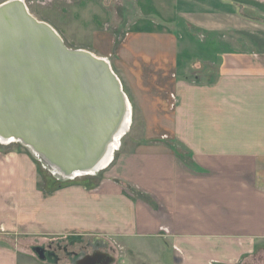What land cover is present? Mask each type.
Segmentation results:
<instances>
[{"label":"crops","instance_id":"1","mask_svg":"<svg viewBox=\"0 0 264 264\" xmlns=\"http://www.w3.org/2000/svg\"><path fill=\"white\" fill-rule=\"evenodd\" d=\"M23 1L109 60L135 123L105 179L51 191L0 146V264H67L33 248L77 235L85 264H264V0Z\"/></svg>","mask_w":264,"mask_h":264},{"label":"water","instance_id":"2","mask_svg":"<svg viewBox=\"0 0 264 264\" xmlns=\"http://www.w3.org/2000/svg\"><path fill=\"white\" fill-rule=\"evenodd\" d=\"M129 104L106 58L67 47L23 0L0 4V138L31 148L57 180L91 175ZM33 252L43 262L53 256L44 247ZM98 255L74 254L72 262Z\"/></svg>","mask_w":264,"mask_h":264},{"label":"rangeland","instance_id":"3","mask_svg":"<svg viewBox=\"0 0 264 264\" xmlns=\"http://www.w3.org/2000/svg\"><path fill=\"white\" fill-rule=\"evenodd\" d=\"M3 1L4 0H0V3L3 2ZM113 3L116 4L117 6H122V5H120L121 4L120 2H116V1L114 2L113 1ZM31 5H32L31 1H27L26 2V6H27L29 12L32 11ZM117 16L119 18H123V16L124 17L126 16V14L117 12ZM110 65H111V63H110ZM123 90L125 92V88H123ZM126 95H127L128 99H129L130 105L132 107V124H131V127H130V130H129L128 134L123 138V140L121 142V146H120L119 151L115 153V157H114L115 159H116L118 153L120 152V150L122 148V144L124 142V139L127 138V136H129V134L131 133L132 128L134 126V123H135V106H134V103L130 100L128 94H126ZM0 146H2V145H0ZM3 147L6 148V149L21 150V151L30 153L26 148H24V147H22L20 145H17V144H12V145L3 146ZM35 161H36L39 169L45 175L44 178H45L46 182H48L49 180H51V181L57 182V184H61L62 186H64V185L71 184V183H78V184H80V183L81 184L82 183H91V182H97L99 180L105 179V176H104V171L105 170H104L103 172L99 173V175H97L95 177H92V176H83L81 178H77L76 180H72V181H69V180L68 181H60V180H57L54 176H52L48 171H46L43 168L42 163H40L37 160H35ZM111 164H110V166H111ZM43 182H45L44 179H43ZM83 239H85V238L82 237V236H78V235L77 236H71V237H68L66 239H61V240L53 241L51 243L50 242H45L42 245V247H44L46 250L47 249H50V251H53L54 253H57L59 255V257L63 258L64 261H66L67 264H73V262H72V259H73L72 256L70 258L68 256H66L64 250H66L68 253H70V252L79 253L80 251H82V249H84L83 247L85 245L86 240H83ZM51 260L53 261V259H51Z\"/></svg>","mask_w":264,"mask_h":264},{"label":"bare ground","instance_id":"4","mask_svg":"<svg viewBox=\"0 0 264 264\" xmlns=\"http://www.w3.org/2000/svg\"><path fill=\"white\" fill-rule=\"evenodd\" d=\"M131 124H132V107L129 104L126 119H125L124 123L122 124L121 128L119 129L118 133L116 134L113 142L109 146L108 152H107L106 156L104 157V159L102 160V162L100 163L98 170L96 171V173L91 174V175H87V176L95 177V176L99 175V173L103 172L104 170H106L110 166V164L114 160L115 153L118 152L120 149L121 142H122L123 138L128 134L130 127H131ZM0 144L1 145H9V144L20 145L18 142L14 141V140H6L3 138H0ZM27 150L30 152L29 154H31L35 158V160L42 163L43 168L46 171H48L52 176H53V174H54V176H58L54 171H52V170L50 171L45 166V164L43 162H41V159L37 156V154L31 148H28ZM81 177H83V176H77L73 179H70L69 181L76 180L77 178H81ZM59 180H60V178H59ZM60 181H62V180H60Z\"/></svg>","mask_w":264,"mask_h":264},{"label":"trees","instance_id":"5","mask_svg":"<svg viewBox=\"0 0 264 264\" xmlns=\"http://www.w3.org/2000/svg\"><path fill=\"white\" fill-rule=\"evenodd\" d=\"M39 173L41 174L42 178L45 181V188L47 190L51 191L53 189L60 188L62 186L61 184H57V182H55V181L49 180L48 182H46V180L44 178L45 175L43 174V172L40 169H39Z\"/></svg>","mask_w":264,"mask_h":264},{"label":"flooded vegetation","instance_id":"6","mask_svg":"<svg viewBox=\"0 0 264 264\" xmlns=\"http://www.w3.org/2000/svg\"><path fill=\"white\" fill-rule=\"evenodd\" d=\"M53 256H52V259H54L55 257V253L53 252V251H50V249H47ZM64 252H65V254H66V256H68V257H73V255H74V253H72V252H70V253H68L66 250H64Z\"/></svg>","mask_w":264,"mask_h":264},{"label":"built area","instance_id":"7","mask_svg":"<svg viewBox=\"0 0 264 264\" xmlns=\"http://www.w3.org/2000/svg\"><path fill=\"white\" fill-rule=\"evenodd\" d=\"M108 60V59H107ZM109 61V60H108ZM110 63V62H109ZM134 188L136 189V190H139V187L138 186H134Z\"/></svg>","mask_w":264,"mask_h":264}]
</instances>
